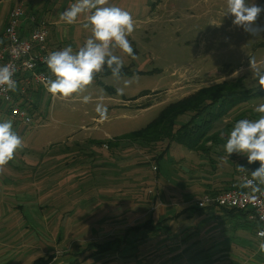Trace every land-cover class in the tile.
Returning <instances> with one entry per match:
<instances>
[{"label":"rangeland","instance_id":"rangeland-1","mask_svg":"<svg viewBox=\"0 0 264 264\" xmlns=\"http://www.w3.org/2000/svg\"><path fill=\"white\" fill-rule=\"evenodd\" d=\"M29 2L9 0L6 4L10 11L17 5L29 11ZM39 2L42 5L35 6V10L42 15L43 9L49 11V23L54 15L61 18L77 0ZM248 2L264 7V0ZM107 6L128 11L135 21V30L128 39L136 59L118 48L114 50L124 66L135 73L121 76V80L112 75L97 77L87 91L67 99L53 98L41 85H35L25 95L38 107L31 113L34 125L14 128L22 138L26 135V146L0 170V264H32L35 258L55 253L60 238L61 247L70 248L90 237V233L99 236L115 227L113 232L119 234L121 223L132 226L154 212L159 201L152 203L150 197L160 192L169 197L164 190L175 184L155 177V164L150 160L154 153L150 150L139 145L108 149L109 142L145 127L164 106L201 87L237 78H243L248 87H259L250 71V61L264 66V32L254 36L235 26L234 17L224 16L226 0H108ZM64 23L60 27L48 25L51 52L59 42L77 51L92 35L91 27H85L87 13L80 15L75 24ZM256 23L264 26V11ZM64 30L68 31L67 38L62 37ZM123 79L133 81L125 88V99L109 94L111 100L105 97L102 101L99 92L92 90H104L96 87L100 81L122 87ZM38 89L40 93L33 95ZM84 95L90 97L87 103L83 102ZM260 103H264V96L234 108L216 129L228 124L226 134L230 133L237 120L249 116L240 115ZM98 106L107 108V119L100 118ZM249 119L255 118L250 115ZM21 154L32 161H18L26 160ZM166 154L173 165L161 162V174L169 171L180 178V172L188 170L193 177L180 190H185L184 198L191 193L198 199L199 192L205 190L201 170L210 164L179 145ZM240 157L246 160L244 155ZM89 203L102 207L78 222L91 211Z\"/></svg>","mask_w":264,"mask_h":264},{"label":"trees","instance_id":"trees-1","mask_svg":"<svg viewBox=\"0 0 264 264\" xmlns=\"http://www.w3.org/2000/svg\"><path fill=\"white\" fill-rule=\"evenodd\" d=\"M31 14L36 16L37 21H43L44 19L42 12L39 10H35ZM44 69L48 73L49 78L54 79L48 66ZM134 73L135 71L131 70L129 66H124L121 76H130ZM108 75H112L111 71L105 68V71L97 74L95 78ZM100 84L102 83L100 82ZM103 86L110 94L117 93L114 88ZM262 96H264V88L260 86L257 88L248 87L243 78L224 80L213 85L204 86L181 99L167 104L145 127L131 132L125 138L111 140L107 147L108 149L112 147L120 150L128 146L139 145L147 151L150 150L154 153L150 160L152 161L151 163L155 164L153 168L157 172V177H165L164 180L184 189L186 184L181 181V177L176 178L169 171L161 174V162L166 160L167 164L170 163L173 165L172 159L170 157L167 159L166 157L167 151L169 152L175 145H179L183 149H187L191 153L198 155L201 162L210 164L209 168L204 167L201 170V177L205 189L201 196L205 194L216 195L234 186H239L240 175L242 174V171L239 170L240 166H244L245 170L243 172L249 174L258 168L260 163L257 161L249 164L246 156L243 157L246 160H240L242 157L240 155H234L235 153L229 157L222 146L226 142V133L230 129V126L227 124V126L221 129H216V126L234 108ZM120 97L123 99L126 98L124 95H120ZM25 104L27 103L22 104L21 107L26 109L31 115L35 107L32 104L31 106ZM247 115H249L248 119L250 115L256 119V115L258 114L253 110H247L240 116L244 118ZM230 125L233 126V124ZM221 132L226 134L225 137H221ZM158 147H163V149L159 152L154 151ZM188 172V170H183L181 174L186 173L188 175ZM170 179H174V181ZM238 180L239 184L237 183ZM190 199L188 209H191L193 213L201 212L209 208L217 209L229 215H240L244 219V223H250L249 225L255 231V234L261 229L260 224L248 222L245 213L239 210L212 205L199 208L197 206V199H194L192 194ZM166 221L168 220L155 221L153 218H148L129 226L124 232L125 236H122L121 239L115 238L102 243L89 241L85 245L86 248L81 250L78 256H84L87 259L108 251L115 252L135 249L138 247L139 242L146 243L154 236L169 233L172 227L165 226ZM131 233L139 235L132 236L130 235ZM53 258V254L40 256L35 258L32 264H49Z\"/></svg>","mask_w":264,"mask_h":264},{"label":"crops","instance_id":"crops-1","mask_svg":"<svg viewBox=\"0 0 264 264\" xmlns=\"http://www.w3.org/2000/svg\"><path fill=\"white\" fill-rule=\"evenodd\" d=\"M8 1L9 0L0 1V46L4 43L3 33L12 11H10L8 4H6ZM29 4H31V6H29L30 8L25 6L29 11H25L26 14L21 24L20 32L22 36H27L30 33V30L35 26V22L31 21V16L35 15L31 13L35 11V6H41L42 2H39V0H30ZM43 10V17H46L47 22L51 13L46 9ZM56 16L57 15H54L49 19L50 22L48 25H57L58 27L64 26L65 23H60L62 21L61 18H56ZM68 35L67 30L62 32L63 38H67ZM63 48L61 42H59L54 51L62 50ZM48 49L50 53L51 49L49 46ZM24 78H26V75H20L16 80L17 89L16 91H12L15 101L20 105L27 103L28 105L31 106L32 104L37 108L38 106L32 101V98L25 97V95L34 89L37 84L32 83L30 86L24 88ZM102 84L111 87L107 84ZM102 84L96 87L101 86L104 90L98 88H93L92 90L99 92L102 101L105 100V97L108 98V100H111L110 96L112 95H109V91H107ZM112 88L115 90L117 89L115 87ZM23 89H25L26 92L21 95V90ZM39 93L40 90L34 91L33 95ZM115 95L118 94L116 93ZM124 96L127 95L124 94ZM7 109V107L0 104V122L12 120L13 128L17 125H23L19 120L11 118ZM25 137L26 135L23 137V140L27 141ZM19 155L20 154H18V156ZM21 155H23L26 160L20 159L18 161H32V159L24 154ZM180 175L182 178L181 181L189 185V179H191L193 175L189 172L188 175L186 173L181 174L180 172ZM186 176L188 177L187 180H185ZM155 177L158 178L157 174ZM164 178L160 177L159 179H162V181L165 182L166 180H164ZM237 183L239 184V180ZM180 189L181 188L177 186L173 187L172 185H168L164 192L167 195L170 194L169 197L166 198L163 192H160L158 196H156V194L151 196L150 199L152 200V203L159 201L154 212H151L143 219L137 221L142 222L148 218H153L155 221L168 220L166 221L165 226L172 227L169 233L154 236L146 243L139 242L138 247L132 250H119L115 252L108 251L87 259L84 258V256H78L79 252L86 248L85 245L89 241L102 243L115 238L121 239L122 236L124 237V232L129 226L121 223V225L117 224L118 226H123L120 230L121 233L119 234L113 232L115 227L112 228L113 230L111 229V232L108 231L109 233H107L104 231L103 234L99 236H97L96 233L94 235L92 233L89 235L88 233L90 237L83 239L81 243H76L70 248H68V245L61 247L63 246V239L60 238L59 245H57L59 248H57L55 253H48L43 256L50 254L54 255V258L49 264H264V252L259 250V244L264 242V239H260L256 236L255 231L249 225L250 223H244V219L240 215H229L222 211H218L217 209L209 208L201 212L193 213L191 209H188L191 201V193L190 196L188 195L184 198L183 193L185 190ZM159 191L160 188H158V192ZM199 193V196H201L203 192ZM182 197L183 199H180ZM168 198L170 200H168ZM171 199L179 201L173 203V200ZM35 207L36 209L43 210L41 206L35 205ZM98 207L102 206L89 203L87 208L89 210L91 209V211L86 215H82L78 222L84 221L86 217ZM142 208L144 207H141V209ZM185 209L187 210L185 211ZM118 221L120 222V220ZM125 226L126 228L124 229ZM130 235L138 236L139 234L134 235L131 233Z\"/></svg>","mask_w":264,"mask_h":264},{"label":"clouds","instance_id":"clouds-1","mask_svg":"<svg viewBox=\"0 0 264 264\" xmlns=\"http://www.w3.org/2000/svg\"><path fill=\"white\" fill-rule=\"evenodd\" d=\"M226 4L224 16L234 17L232 23L235 26L254 36L264 32V26L256 23L264 7L249 3L248 0H226ZM107 5L108 0H77L61 14V20L75 24L80 15L87 13L88 23L85 27H91L92 35L77 51L68 46L52 51L45 57L44 62L55 77L45 82L47 91L53 97L62 96L67 99L74 94L80 96L105 68L111 71L113 77L121 80L124 61L114 54L117 48L136 59L128 39L135 30L132 15L120 7ZM250 71L258 80L259 86L264 88V66H257L251 60ZM13 76V68L9 65L0 66V87L6 86V90L16 91L17 82ZM132 82L123 79V86L116 89L117 94L124 95L125 88ZM82 99L87 103L90 97L84 95ZM253 111L258 114V118L237 120L226 135V142L222 147L229 157L235 153L246 156L249 164L260 162L259 167L251 172V178L244 183L253 192H259L261 189L258 185H264V103L256 105ZM97 112L102 120L107 119V108L98 106ZM221 137H225L224 132H221ZM25 146L23 138L13 128L12 120L0 122V170L13 161L16 153ZM239 170L243 172L244 166H240ZM258 235L264 237V230ZM259 250L264 252V242L259 244Z\"/></svg>","mask_w":264,"mask_h":264},{"label":"built area","instance_id":"built-area-1","mask_svg":"<svg viewBox=\"0 0 264 264\" xmlns=\"http://www.w3.org/2000/svg\"><path fill=\"white\" fill-rule=\"evenodd\" d=\"M22 5L15 6L9 17L8 24L4 30V43L0 46V66L9 65L14 69L13 79L16 81L20 75L24 78V88L32 83L45 87V82L49 80V75L44 69L47 64L45 57L49 54L47 40L49 36L48 23L45 21L37 22L35 16H31L32 22H37L27 36H22L20 29L25 16ZM26 92L21 90V95ZM0 104L8 109L11 118L19 120L23 125L32 126L33 120L26 109L15 101L12 91L6 90V86L0 87ZM251 175L242 172L240 175L239 186L221 192L216 195L205 194L197 199V206L205 208L209 205L225 207L228 209L239 210L247 216V221L260 224L256 235L264 230V185L259 192H253L250 187H245L246 179Z\"/></svg>","mask_w":264,"mask_h":264}]
</instances>
